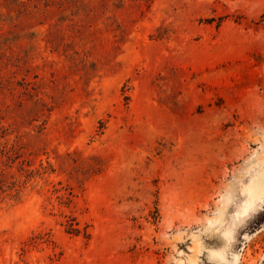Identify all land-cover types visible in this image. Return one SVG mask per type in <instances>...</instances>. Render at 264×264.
Returning a JSON list of instances; mask_svg holds the SVG:
<instances>
[{"label": "rangeland", "instance_id": "obj_1", "mask_svg": "<svg viewBox=\"0 0 264 264\" xmlns=\"http://www.w3.org/2000/svg\"><path fill=\"white\" fill-rule=\"evenodd\" d=\"M264 0H0V264H264Z\"/></svg>", "mask_w": 264, "mask_h": 264}, {"label": "bare ground", "instance_id": "obj_2", "mask_svg": "<svg viewBox=\"0 0 264 264\" xmlns=\"http://www.w3.org/2000/svg\"><path fill=\"white\" fill-rule=\"evenodd\" d=\"M257 183L259 184V186L264 189V178H260Z\"/></svg>", "mask_w": 264, "mask_h": 264}]
</instances>
